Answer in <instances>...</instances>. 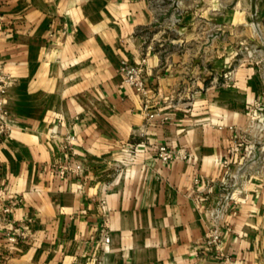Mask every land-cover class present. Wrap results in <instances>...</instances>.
Masks as SVG:
<instances>
[{"label": "crops", "instance_id": "0c3cea01", "mask_svg": "<svg viewBox=\"0 0 264 264\" xmlns=\"http://www.w3.org/2000/svg\"><path fill=\"white\" fill-rule=\"evenodd\" d=\"M156 3L0 0L11 126L0 138V264H264V166L240 171L237 203L210 212L256 80L239 69L230 88L217 84L225 42H209L189 11L161 27ZM142 58L146 97L120 67ZM66 154L82 169L60 177ZM214 221L216 248L202 244ZM10 225L25 232L15 243Z\"/></svg>", "mask_w": 264, "mask_h": 264}, {"label": "rangeland", "instance_id": "374dc122", "mask_svg": "<svg viewBox=\"0 0 264 264\" xmlns=\"http://www.w3.org/2000/svg\"><path fill=\"white\" fill-rule=\"evenodd\" d=\"M156 5L162 14L161 27L178 25L189 11L203 24L204 37L209 42L215 38L225 42L226 65L217 84L230 88L239 69L244 71L243 80H256L253 94L257 97L245 108L247 119L237 131L240 140L234 142L242 145L231 158L229 168L237 175V168L242 172L247 167L264 166V0H157ZM247 177L242 174V182ZM235 179L238 178L228 179L221 191L223 196L232 192Z\"/></svg>", "mask_w": 264, "mask_h": 264}, {"label": "built area", "instance_id": "2783aa9c", "mask_svg": "<svg viewBox=\"0 0 264 264\" xmlns=\"http://www.w3.org/2000/svg\"><path fill=\"white\" fill-rule=\"evenodd\" d=\"M144 65H145V59L142 58L140 61L134 63L122 61L120 67L123 75L124 84L133 88L141 96L146 97L147 89L144 83V71H145ZM6 89H7L6 78L0 75V138L2 136L7 135L11 128L9 123V118L7 117L6 109L4 107V97H5ZM147 104L148 103L146 101L145 103L146 108H147ZM152 117L153 114L148 115V118H152ZM73 139H74L73 136L70 135L66 136V141L64 145L65 149L70 147V143H71L70 140ZM241 145L242 143H234L232 146H230L227 149V156L222 161L223 168L225 169V179L221 183V188H223V190L225 189L224 186L227 183L228 179L232 176H234V178H238L235 179L233 186L237 187L239 185L237 180H241L242 173L238 172L237 175H233L232 169L229 168V164L231 162V156L234 155L235 153H238V150L240 149ZM157 153H158V157L164 162L172 160V158L175 157V155L172 152H170L166 147V145L164 144L157 146ZM81 169H82L81 165L75 160H73L69 154H66V158L64 159V161L56 165V172L60 177H65L70 172L79 173ZM237 169L240 171L242 170V168H237ZM3 194L4 193L2 192V190H0V197ZM229 200L232 201V203H237V199L235 198L233 192L231 193L227 192L224 194V196L221 195L220 198L217 199L216 201L217 207H213L210 210L211 215L214 217V219H218L223 215V212L227 206V201ZM10 208L11 206H5L3 207L2 211H4V213H9L11 211ZM3 219L6 220L9 224H12V222H10L6 217ZM2 230L3 229L0 226V232H2ZM24 236H25V232L16 226L13 227L12 225H10V227H8L4 231V238L7 243H15L18 237H24ZM108 241H109L108 235H104L103 243L107 244ZM220 242H221L220 232L217 223L214 221L212 227H210L208 232L205 234L202 244L207 247L212 246L216 248L218 247Z\"/></svg>", "mask_w": 264, "mask_h": 264}]
</instances>
